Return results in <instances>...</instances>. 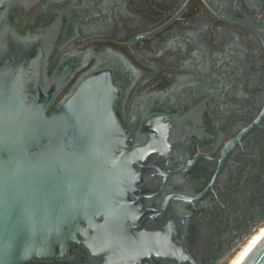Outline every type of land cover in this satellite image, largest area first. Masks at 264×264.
Listing matches in <instances>:
<instances>
[{
    "label": "flooded vegetation",
    "instance_id": "flooded-vegetation-1",
    "mask_svg": "<svg viewBox=\"0 0 264 264\" xmlns=\"http://www.w3.org/2000/svg\"><path fill=\"white\" fill-rule=\"evenodd\" d=\"M3 28L40 52L58 88L48 112L85 75H109L117 151L154 149L187 197L186 264H220L260 229L264 0H13ZM26 264H88L87 251Z\"/></svg>",
    "mask_w": 264,
    "mask_h": 264
},
{
    "label": "water",
    "instance_id": "water-1",
    "mask_svg": "<svg viewBox=\"0 0 264 264\" xmlns=\"http://www.w3.org/2000/svg\"><path fill=\"white\" fill-rule=\"evenodd\" d=\"M12 3L0 0V264L68 258L73 245L88 264L192 261L187 197L171 191L170 170L154 149L129 158L109 135L121 132L109 75H85L48 112L58 88L40 52L3 28ZM241 264H264V237Z\"/></svg>",
    "mask_w": 264,
    "mask_h": 264
},
{
    "label": "bare ground",
    "instance_id": "bare-ground-1",
    "mask_svg": "<svg viewBox=\"0 0 264 264\" xmlns=\"http://www.w3.org/2000/svg\"><path fill=\"white\" fill-rule=\"evenodd\" d=\"M264 237V225L260 227L258 231L253 233L245 243L241 246L240 250L236 255L229 261L228 264H241L242 261L247 257V255L254 249V247L259 243V241Z\"/></svg>",
    "mask_w": 264,
    "mask_h": 264
},
{
    "label": "rangeland",
    "instance_id": "rangeland-1",
    "mask_svg": "<svg viewBox=\"0 0 264 264\" xmlns=\"http://www.w3.org/2000/svg\"><path fill=\"white\" fill-rule=\"evenodd\" d=\"M264 225V223L263 224H261L259 227H262ZM258 231V230H257ZM255 233V232H254ZM252 235V234H251ZM250 235V236H251ZM248 239V238H247ZM245 243V242H244ZM243 243V244H244ZM242 244V245H243ZM241 245V246H242ZM241 246L240 247H238V248H236L235 250H233L231 253H230V255L224 260V261H222L220 264H228L229 263V261L236 255V253L240 250V248H241Z\"/></svg>",
    "mask_w": 264,
    "mask_h": 264
}]
</instances>
